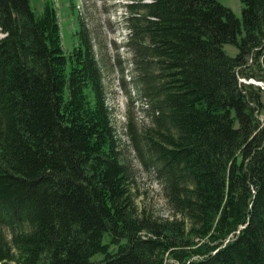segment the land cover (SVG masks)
<instances>
[{
    "label": "trees",
    "instance_id": "trees-1",
    "mask_svg": "<svg viewBox=\"0 0 264 264\" xmlns=\"http://www.w3.org/2000/svg\"><path fill=\"white\" fill-rule=\"evenodd\" d=\"M136 1L140 136L171 215L132 191L83 31L66 54L51 0H0V264H264V105L239 80L264 81V0H239L240 17L218 0Z\"/></svg>",
    "mask_w": 264,
    "mask_h": 264
},
{
    "label": "rangeland",
    "instance_id": "rangeland-1",
    "mask_svg": "<svg viewBox=\"0 0 264 264\" xmlns=\"http://www.w3.org/2000/svg\"><path fill=\"white\" fill-rule=\"evenodd\" d=\"M45 0H30L32 9L39 13ZM57 13L62 47L68 54L78 43L77 32L89 40L102 71L106 104L111 111L112 123L120 139L121 160L130 169V185L137 194L139 205L155 217L171 215V209L164 199L163 191L154 170L147 162L140 131L151 125V105L143 96L139 83L134 56L129 47L128 30L125 21L127 5L136 0H51ZM229 7L236 16H241L239 0H218ZM224 50L234 56L237 49L229 44ZM261 89L264 105V81L256 78H239ZM264 124V108L260 113ZM139 148V152L137 149ZM107 240V239H105ZM102 254L92 257L102 259Z\"/></svg>",
    "mask_w": 264,
    "mask_h": 264
}]
</instances>
